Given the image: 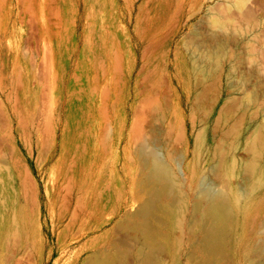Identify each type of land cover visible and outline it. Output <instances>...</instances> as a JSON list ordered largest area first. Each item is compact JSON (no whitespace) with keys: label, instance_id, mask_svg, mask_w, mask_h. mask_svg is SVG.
I'll return each mask as SVG.
<instances>
[{"label":"rangeland","instance_id":"1","mask_svg":"<svg viewBox=\"0 0 264 264\" xmlns=\"http://www.w3.org/2000/svg\"><path fill=\"white\" fill-rule=\"evenodd\" d=\"M144 151L185 198L160 264H202L203 180L245 215L209 264H264V0H0V264H148Z\"/></svg>","mask_w":264,"mask_h":264},{"label":"bare ground","instance_id":"2","mask_svg":"<svg viewBox=\"0 0 264 264\" xmlns=\"http://www.w3.org/2000/svg\"><path fill=\"white\" fill-rule=\"evenodd\" d=\"M144 164H145L144 170H146L145 178H146L147 186L145 185L146 183L144 182L145 179L143 181L145 184L144 183L143 184L148 188L149 198L146 202L144 201V204L141 203V205L142 204L143 205L138 209L137 214L134 215V216L137 215L138 218H140V222L138 221L139 224L138 225L136 224L135 228L137 229V232L140 233L141 235L140 237H142L141 247L143 246V249L141 248L142 251L141 252L139 251L141 254L138 253L137 255L139 254L142 255L144 257L145 262H148V264H160V261L157 258V254L160 252L167 251L169 249L168 245H164L160 241L161 227L164 226L163 225L164 217L168 216L169 219L173 221V224L171 223V221H169L170 223L164 222L165 225L170 224L171 226V224L172 225L175 224V227H174L175 230H176L177 225L181 227L182 226L181 224L183 222L181 220L182 219L181 218L182 216L181 207L182 206H180L179 209L177 208L178 210L177 212L170 211L168 207H172L173 202L175 201H178L180 205H182V201L185 198L183 197L179 187L176 186V181H175L174 173L172 169H170V167L159 157V155L156 152L154 151L145 152L144 151ZM262 182H264V168H260L258 170L253 184L257 188L260 186ZM213 190H215V188L212 189L209 183L204 182L203 180L200 195L199 197L197 196L198 198H200V200L198 202L197 201L193 202V204L190 206L191 214L194 215L195 217H197V215L200 216V220H199L200 222L198 224V227H199L201 237H202V240L200 242L201 246H199L201 249L202 256H203V259L201 261L202 264H209V262L214 263L215 260H217L216 262H219L221 259H224L226 255L225 251L227 252V250L225 249V245L227 244V242L230 243V241L228 240L230 238L232 230H234L233 228L235 224L236 223L243 224L245 221L244 214L241 213V216L240 215L237 216L239 217L237 219L233 208L225 200V198L223 197V194L220 191H213ZM238 194L240 193H237V192L233 193L231 199L235 201V199L237 198L236 200L238 201V196L241 197L243 196L242 194L244 193H242L241 196ZM157 199H163V201H165L164 202L165 204H161L159 201H156ZM236 219L237 221H235ZM178 226H177V229H178ZM168 228H171V227H168ZM133 230L135 229L133 228ZM189 231L191 232V230ZM193 233L194 232H192V234ZM194 234H193V237H194ZM188 236H189V233H188ZM179 242L180 241H178V244ZM178 244H177V247H178ZM251 245H252L251 247H253V244ZM170 253H172V249ZM248 258L247 259L245 258V260L250 261L248 260ZM211 260H214V261L212 262ZM177 262L179 261H175V264H177Z\"/></svg>","mask_w":264,"mask_h":264}]
</instances>
